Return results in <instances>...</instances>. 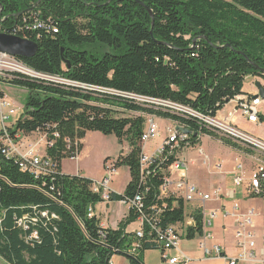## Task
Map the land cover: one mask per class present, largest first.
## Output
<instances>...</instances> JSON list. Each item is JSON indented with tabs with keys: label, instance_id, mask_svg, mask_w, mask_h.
Instances as JSON below:
<instances>
[{
	"label": "trees",
	"instance_id": "16d2710c",
	"mask_svg": "<svg viewBox=\"0 0 264 264\" xmlns=\"http://www.w3.org/2000/svg\"><path fill=\"white\" fill-rule=\"evenodd\" d=\"M0 11L1 34L18 35L38 45L33 58H20L26 66L74 83L169 101L215 116L244 94L247 78L264 79V0H0ZM37 19L46 30L19 31L27 28L25 22L33 24ZM11 82L28 95L21 117L8 130L10 138L16 143L18 134L48 133L52 145L47 146L46 156L55 170L40 178L39 173L23 172L21 160L8 158L0 145V257L8 264H111L116 255L127 257L129 264H146L147 251L161 250L144 242L136 255H128L136 238L126 230L140 210L131 209L118 230H104L95 216L89 218L90 208L102 203V197L91 190L94 181L64 175L62 162L79 156L81 142L90 132L114 136L130 147L127 155L118 157L116 167H128L131 181L124 194H111V202L143 196V214L157 218L158 227L184 222L183 200L159 199L164 179L156 170L158 163L152 167L155 175L146 184L142 181L146 119L118 118L113 110L94 103L184 125L193 133L192 147L200 143V136H209L252 153L201 129L195 120L118 96H95L32 80ZM259 122L264 123V116ZM175 161V156L169 157L161 167ZM157 207L163 209L160 216L152 211ZM195 218L196 227L186 235L192 240L203 234L202 215ZM149 232L146 225V235Z\"/></svg>",
	"mask_w": 264,
	"mask_h": 264
},
{
	"label": "built area",
	"instance_id": "2783aa9c",
	"mask_svg": "<svg viewBox=\"0 0 264 264\" xmlns=\"http://www.w3.org/2000/svg\"><path fill=\"white\" fill-rule=\"evenodd\" d=\"M2 20L4 19H2L0 11V22H2ZM25 24L27 28H24V26L20 27V32H24L25 30L38 31L47 29L44 22L38 19L33 24H27L26 22ZM53 31L57 32L58 30L53 27ZM12 36L18 35L12 34ZM1 76L9 78L11 81L15 79H24L42 83L65 85L80 89L82 92H90L95 96L100 94L109 96L114 95L158 112L169 113L189 121L195 120L201 129L211 131L217 136L230 140L258 156L259 159H257V166L254 170L251 171L250 174H247L244 166L240 164L235 171L234 180L236 185L245 186L248 196L260 197L262 195V187L264 186V140L242 131L234 122V117L238 114L250 123L260 124V117L264 116V109H262L264 101L259 96L255 97L247 94L238 95L231 101V103L235 105V108L231 113H228L226 117L221 116L220 111L215 116H205L192 110L191 108L169 101L154 100L130 93H118L108 89L65 81V79L58 76L52 77L39 73L26 66L17 57L4 53H0V77ZM62 80L64 82H62ZM17 115L18 111L13 109L11 99L4 96L0 89V145L2 152L8 158H19L21 160L19 162V166L23 172H28L30 174L39 173V178L52 175L55 170V164L46 156L45 151L42 153L41 148H39L41 150L39 151L35 148L36 146H31L29 150L20 151V145L15 143L14 140L10 138L8 130L11 126H7V123ZM177 127L186 128L184 125L175 123L174 126L167 129L165 139L156 148L155 152L151 156L144 155L143 153L140 160L142 181H144L143 183L146 184V179L155 175L157 170L162 174L164 179L163 185L159 188L160 200L174 198L177 200H183L185 204H191L198 200L202 203V207L198 210V213L202 215L203 232L199 242V247L204 251L206 257L221 258L224 260L225 264L264 263V260H259V257L264 256V250H262L259 254L257 253L256 241L258 237L257 234L252 231L254 227V218L260 215V212L256 209L249 210L246 214H236V257L226 256L219 246L208 247V242L213 240L211 229L214 220H216L219 216V211L212 210L209 213H206L204 204L211 200L220 201L222 199L221 190H215L212 194H204L188 181L186 164L177 159V154L186 148L192 147L190 146V140L193 133L191 135L182 133L177 130ZM40 132L41 131H38L37 133ZM44 133L45 135L40 139L37 146H40L41 144H44V146L52 145V143L48 141V133ZM160 134L161 131L155 119H149L146 122L145 130L141 139L142 147L144 148L148 143L160 136ZM54 137L58 138L59 134L54 133ZM199 138L201 139L202 136ZM182 145H185V147H182ZM176 150H179L177 154ZM174 156L176 157V161L173 164L167 166L166 168L161 167L162 165H165L169 157L171 158ZM116 161L111 160L107 162L105 177L99 182H94L91 188V190L94 193L99 194L102 197L103 202L106 203L111 202V194L113 193L111 190V184L118 170L116 167ZM157 163V169L153 170L152 167ZM175 173L178 174V178L173 179V175ZM143 198V196H138L134 200L123 201L124 204L129 206L130 210L135 209L140 210L141 212V215H139L137 219L140 222L141 227L134 233L136 240L127 252L128 255H136L145 242L158 246L161 249L163 252V261L166 264H184L187 261V258L181 252V242L187 235L189 228L196 227L195 219L192 223H188V226H186L184 221L183 223L167 226L165 228L158 227L157 223L159 221L157 218L152 220L143 214ZM260 198L264 200V198ZM152 211H157V216H160L163 209H158L157 207ZM88 216L89 218H93L95 216L94 208H90ZM19 223L27 229L25 222L20 221ZM192 224H194V227ZM146 225H150V232L147 235ZM184 228L187 229V231L184 230ZM33 237L37 238L36 235ZM260 239L264 246V235H262ZM168 251H176L179 253V256L170 258ZM111 264L113 263L111 262Z\"/></svg>",
	"mask_w": 264,
	"mask_h": 264
},
{
	"label": "crops",
	"instance_id": "0c3cea01",
	"mask_svg": "<svg viewBox=\"0 0 264 264\" xmlns=\"http://www.w3.org/2000/svg\"><path fill=\"white\" fill-rule=\"evenodd\" d=\"M255 79V78H254ZM256 80V79H255ZM257 82V80H256ZM243 93L251 96H256L258 90L255 87L254 91L250 93L245 91L243 88ZM228 109V112L226 110ZM235 105L233 103L227 104L221 111L220 115L226 117L228 113H231ZM161 119V118H159ZM163 123V128L160 136H158V141L155 143V148L153 150H148L146 146L143 148L144 155L151 156L156 148L163 142L167 135V129L175 125L172 121L161 119ZM234 122L242 131L251 134L257 131L258 127L262 128L264 123L253 124L242 118L240 115L234 117ZM255 136V135H254ZM114 136H104L99 132H90L87 134L85 139L82 140L83 150L75 159H66L62 162V173L64 175L70 176H79L92 180L94 182L101 181L106 174V159L116 161L118 157L123 154L127 155L130 151L129 144L127 142L122 145L119 144L117 138L115 137L113 141H116L119 145L123 147L120 153L116 156L110 155L108 152L104 153L100 149V146L106 144ZM260 138V137H257ZM94 139V140H93ZM262 139V138H260ZM200 143L196 147H190L182 150L177 154V159L186 164V174L188 181L196 186L204 194H212L215 190H221L222 199L220 201L211 200L204 204L205 212L209 213L212 210H218L219 216L214 220L212 225V235L213 240L208 242V247L219 246L221 247L223 253L228 257H236V240H235V231L237 227V215L236 214H246L249 210L256 209L254 205L247 204L250 200V196L247 195L245 186L235 184V170L241 164L244 166L246 173L250 174L251 171L257 166L258 156L253 153H246L243 150L233 149L224 145L221 141L215 140L209 136H202ZM204 140H206L207 146H204ZM264 140V139H262ZM218 145L221 147L222 151L227 153V158L222 159V155L214 154L213 150L208 148V144ZM148 145V144H147ZM101 150V159L103 160L102 171L99 174L93 172L90 169V165L85 162L88 156L92 152ZM124 151V153L122 152ZM46 153V150H45ZM68 160H73L74 165L73 169L69 172L65 168V163ZM216 166H220L217 168ZM125 168L126 180L122 187H117L114 185L115 177L118 179L121 177V170ZM182 168V166H181ZM178 178V174L173 175V179ZM117 181V178H116ZM131 181L130 170L128 167H121L117 170V174L114 176L111 190L113 193L118 195L124 194L127 186ZM238 190H240V198H237ZM264 203V200L261 199ZM190 206V207H188ZM202 207V203L198 200L191 204H185V224L188 226V223L196 221L195 214L198 213L199 208ZM191 208L190 212H187ZM257 210V209H256ZM95 217L100 223V227L104 230H118L120 224L130 215V208L123 202H102L97 204L94 207ZM228 214V215H227ZM254 218L253 232L257 234V253H261L264 250V246L261 242V236L264 235V228L260 229L256 226V219ZM194 227V224H192ZM141 227L140 222L137 220L132 223L126 230L127 234L135 233ZM192 228V227H190ZM189 228V229H190ZM187 231V229L184 228ZM196 240V238L194 239ZM201 240V236L198 237V243ZM181 252L187 258V261L184 264H225L224 260L221 258H209L206 257L204 251L197 246H189L187 242H181ZM150 252L144 254V261L146 264H151L146 260ZM179 253L176 251L169 254L170 258L178 257ZM163 260V258H162ZM259 260H264V256L259 257ZM113 264H129L127 257L122 255H116L112 259ZM166 264V263H165ZM251 264H264L262 262H256Z\"/></svg>",
	"mask_w": 264,
	"mask_h": 264
},
{
	"label": "rangeland",
	"instance_id": "374dc122",
	"mask_svg": "<svg viewBox=\"0 0 264 264\" xmlns=\"http://www.w3.org/2000/svg\"><path fill=\"white\" fill-rule=\"evenodd\" d=\"M20 60V58H18ZM21 61V60H20ZM22 62V61H21ZM0 89L3 93L4 96L8 97L9 99H11V103H12V107L13 109L18 111V115L15 118H12L8 123L7 126H13L14 123L21 117L23 110H24V106H25V100L26 97L28 95L27 91L21 87H18L16 85H14L11 80L9 78H5V77H0ZM257 80V82H260L263 86H264V79L263 78H255ZM254 78H247L245 83H244V88L245 91L250 93L251 91L255 90L256 87V80ZM68 81V80H65ZM62 82H64L62 80ZM257 96H259L257 94ZM93 105H101L102 107H105L107 109H111L114 111V114L116 117L118 118H137V117H144L146 119V121H148L151 118H154L158 127L162 130L163 128V123L161 121V119L151 116V115H144L141 113H130V112H126L125 110L117 107V106H111L108 104H97L94 103ZM228 109L226 110V112H228ZM262 109H264V102L262 105ZM238 115V114H237ZM235 115V116H237ZM10 127V128H11ZM0 128H1V124H0ZM242 130V129H241ZM45 135L44 132H40V133H34L31 135H23V134H18V138L16 143L19 144L20 146V151H25V150H29L31 146H36L35 148H37V150L41 151L43 153V151L46 150L47 146H44V144H41L40 146H37L40 139L43 138V136ZM255 135V137H260L262 139H264V125L262 128L258 127L257 131L253 132V136ZM115 137H112V139H110L106 144H104L103 146H100V149L103 150L104 153H109L110 155H112L113 157L118 155L120 153V151L123 149V147L121 145H119L114 139ZM159 138V137H158ZM158 138H156L155 140H153L152 142L148 143V145H146V148L149 150H153L155 148V143L158 141ZM94 140V139H93ZM125 143V142H124ZM204 146H207L206 140H204ZM33 148V147H32ZM41 148V150L39 149ZM208 148L213 150L214 154H218V155H222V159H226L227 158V153L225 151H222L221 147H219L218 145H213V144H208ZM99 149V151L96 152H92L90 156H88V158L85 160L86 163H88L90 165V169L93 170L94 173L99 174L102 171V167H103V160L101 159V155H99V153L101 154V150ZM124 153V151H122ZM73 165H74V161L73 160H68L65 163V168L66 170H68L69 172L73 169ZM217 168L221 167L216 166ZM237 169V168H236ZM236 171V170H235ZM126 172V169L123 168L121 170V177L118 179V177H115L114 179V185H116L117 187H122L126 178V175L124 176ZM117 178V181H116ZM241 194H240V190H238L237 193V198H240ZM250 201L247 203L248 205H254V207H256L257 211L260 212V215L257 216L259 218L256 219V226L260 229L264 228V215H263V211H264V203L261 200V198L259 197H252L249 199ZM190 207V206H188ZM188 211L190 212L191 208H187ZM183 242H187V244L189 246H197L199 247V243H198V236L196 237V240H192V239H188L187 236H185L182 239ZM150 252L149 255L147 256L146 260L149 261L151 264H165V262L162 260L163 258V253L161 250H152V251H147ZM171 251H168V255L171 254ZM0 264H8L4 259H2L0 257Z\"/></svg>",
	"mask_w": 264,
	"mask_h": 264
},
{
	"label": "water",
	"instance_id": "95a60500",
	"mask_svg": "<svg viewBox=\"0 0 264 264\" xmlns=\"http://www.w3.org/2000/svg\"><path fill=\"white\" fill-rule=\"evenodd\" d=\"M152 16V13L149 11ZM38 52V45L27 39L0 33V53L8 54L21 59H31ZM259 97L264 101V86L256 82ZM257 97V95L255 96ZM177 130L191 135L192 132L186 128L177 127ZM196 136V135H195Z\"/></svg>",
	"mask_w": 264,
	"mask_h": 264
}]
</instances>
